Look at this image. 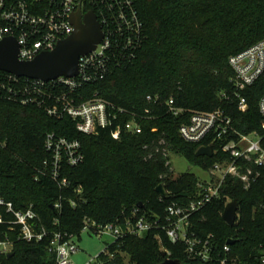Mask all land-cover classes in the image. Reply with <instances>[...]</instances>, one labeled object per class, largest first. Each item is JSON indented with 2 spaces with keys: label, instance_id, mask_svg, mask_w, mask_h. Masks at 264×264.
Listing matches in <instances>:
<instances>
[{
  "label": "trees",
  "instance_id": "1",
  "mask_svg": "<svg viewBox=\"0 0 264 264\" xmlns=\"http://www.w3.org/2000/svg\"><path fill=\"white\" fill-rule=\"evenodd\" d=\"M133 1L144 25L136 58L83 91L100 92L139 115L153 109L152 118H138L141 134L123 132L118 141L111 129L86 135L71 118H52L42 108L0 97V197L16 209L33 206L39 229L46 232L40 242H28L20 238L18 225L0 224V235L14 242L0 264H56L50 251L55 235L61 233L65 240L80 237L88 222L111 224L124 232L105 250L112 259L105 251L99 255L108 264H162L168 259L179 264H222L194 259L183 242L174 243L167 235L169 206L195 200L200 181L191 173L175 178L171 155L182 154L205 170L228 160L219 144L212 145L213 157L197 156L201 144L186 142L179 134L190 113L174 116L167 102L174 99L177 107L188 111L224 110L243 133L261 129L264 77L246 91L250 106L242 113L229 60L264 39V0ZM92 9L98 13L91 5L85 10ZM148 96L159 97V103H150ZM48 133L79 140L85 156L77 167L64 162L59 180L53 179ZM64 178L69 183L65 187ZM260 179L249 190L239 181L227 180L220 197L190 219V237L209 239L221 259L229 257L226 264H263L264 171ZM161 184L167 197L158 192ZM234 200L239 216L232 227L223 215ZM141 218L154 227L142 236L129 233ZM6 220L13 221L14 216L8 214ZM88 231L96 234L94 229ZM230 240L236 242L229 244L228 254L224 247Z\"/></svg>",
  "mask_w": 264,
  "mask_h": 264
},
{
  "label": "built area",
  "instance_id": "2",
  "mask_svg": "<svg viewBox=\"0 0 264 264\" xmlns=\"http://www.w3.org/2000/svg\"><path fill=\"white\" fill-rule=\"evenodd\" d=\"M134 4L133 0H0V40L16 38L20 45V60L31 61L45 51L52 52L61 40L74 33L72 15L79 8L86 14L91 11L85 10L89 5L98 10L96 14L105 37L95 51L81 57L80 71L74 78L59 77L50 82L19 77L0 70V97L25 106L42 108L52 118H71L77 122L78 131L86 135H96L101 130L111 129L112 137L118 141L123 132L141 134L143 124L138 118H152L153 109L148 108L139 115L118 107L101 96L100 92L90 95L83 91L87 85L104 80L114 69H120L126 62L132 63L136 58L143 39L144 25ZM229 62L236 75L232 80L238 109L247 113L250 105L245 93L264 77V39L233 55ZM147 100L158 104L160 98L148 96ZM167 105L174 116L190 113L189 121L179 129L182 139L201 144V147L219 144L220 149L228 153V160L207 170L210 179H200L195 200L187 205L173 203L169 206L168 224L165 226L167 235L174 243L183 242L194 259L204 263L220 261L226 264L230 262L229 257L221 259L216 253V246L209 239L190 237V219L220 197L227 180L239 181L246 190L261 180L264 171V121L260 130L243 133L233 117L224 110L188 111L177 107L174 99L169 100ZM259 111L264 117V94L259 101ZM125 115L131 119L124 121L122 116ZM47 138L46 149L53 155L54 180H59V169L64 162L71 167L83 163L85 156L79 140L56 133H48ZM206 142L209 144L206 145ZM61 183L64 187L69 185L65 178ZM15 207L12 202L0 197V224L18 225L21 239L40 242L46 232L45 229H39V216L33 206L26 210ZM56 207L60 208V205ZM8 214L14 216L13 221L6 220ZM153 227L152 222L141 218L129 228V233L142 236ZM91 229L98 235L112 234L116 239L124 235L122 228L111 224L102 226L88 222L85 230ZM13 246L14 242L9 237L0 235V258L11 253ZM231 248L228 244L224 250L229 254ZM50 251L56 255V264H73L72 255L79 251V247L74 239L65 240L58 233L51 242ZM105 253L113 258L109 251ZM233 262L237 261L233 259ZM262 262L264 264V257ZM93 264L108 263L100 261L98 256Z\"/></svg>",
  "mask_w": 264,
  "mask_h": 264
},
{
  "label": "water",
  "instance_id": "3",
  "mask_svg": "<svg viewBox=\"0 0 264 264\" xmlns=\"http://www.w3.org/2000/svg\"><path fill=\"white\" fill-rule=\"evenodd\" d=\"M99 20L95 11L91 10L83 14L82 9L79 8L71 17V23L75 27L74 33L61 40L52 52L45 51L31 61L20 60V45L16 38L7 37L0 40V70L19 77L50 82L59 77L74 78L78 76L81 57L95 51L105 38ZM197 156L213 157L214 149L210 146H203L197 151ZM158 192L163 197L168 196L163 184L159 185ZM238 211L237 200L230 202L225 209L224 220L232 227L237 222ZM235 242V240H230L228 244L233 245ZM162 264L179 263L168 259L166 263Z\"/></svg>",
  "mask_w": 264,
  "mask_h": 264
},
{
  "label": "rangeland",
  "instance_id": "4",
  "mask_svg": "<svg viewBox=\"0 0 264 264\" xmlns=\"http://www.w3.org/2000/svg\"><path fill=\"white\" fill-rule=\"evenodd\" d=\"M171 163L175 178L185 173L194 174L204 180L211 177L207 170L191 164L182 154H172ZM115 240L116 237L112 234L98 235L84 230L80 237H74L79 251L72 255L73 264H93L95 259L106 250L108 244L115 243Z\"/></svg>",
  "mask_w": 264,
  "mask_h": 264
}]
</instances>
